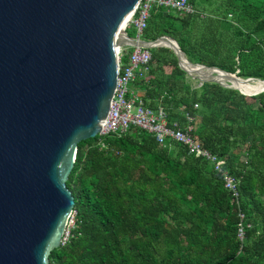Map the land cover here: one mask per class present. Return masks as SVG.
I'll return each instance as SVG.
<instances>
[{
	"label": "trees",
	"instance_id": "trees-1",
	"mask_svg": "<svg viewBox=\"0 0 264 264\" xmlns=\"http://www.w3.org/2000/svg\"><path fill=\"white\" fill-rule=\"evenodd\" d=\"M189 2L197 13L184 17L154 6L143 38L169 37L191 64L264 81V0ZM150 53L148 73L132 88L146 107H163L168 122L196 117L194 135L238 182L244 241L212 166L131 127L78 144L65 183L74 227L49 264H264V92L246 96L212 80L192 86L169 49Z\"/></svg>",
	"mask_w": 264,
	"mask_h": 264
},
{
	"label": "water",
	"instance_id": "water-1",
	"mask_svg": "<svg viewBox=\"0 0 264 264\" xmlns=\"http://www.w3.org/2000/svg\"><path fill=\"white\" fill-rule=\"evenodd\" d=\"M140 0H0V264H49L61 246L74 198L66 187L81 141L95 138L117 81V48ZM167 40L170 47L161 42ZM148 46L169 49L163 36ZM264 92V87L246 93Z\"/></svg>",
	"mask_w": 264,
	"mask_h": 264
},
{
	"label": "built area",
	"instance_id": "built-area-1",
	"mask_svg": "<svg viewBox=\"0 0 264 264\" xmlns=\"http://www.w3.org/2000/svg\"><path fill=\"white\" fill-rule=\"evenodd\" d=\"M154 6L173 11L179 17L197 13L189 0L139 1L131 18L123 28L127 36L128 30L131 31L133 37H130V40L135 43V46L117 48L116 87L99 136L104 137L110 134L119 136L131 127L138 128L153 135L155 142L159 145L163 146L167 140L179 143L189 155L197 156L208 162L213 171L222 179L223 188L229 193L231 201L234 203L238 217L236 236L242 243L245 238V215L240 207L238 182L225 168V161L208 151L194 135L196 117L185 113V124H180L178 121L168 122L167 113L163 107L158 106L156 109L146 107L141 96L137 93L138 91L129 88L135 81L145 78L151 61L150 49L156 48L153 44L147 46L145 42L152 41H146L143 38L151 9ZM130 48L131 51H129ZM124 57H126V61H123ZM201 84L200 82L197 87ZM133 107H135L134 112L132 111ZM197 108L198 105L195 104L194 109ZM74 221L75 211L72 210L61 240V246L68 241ZM246 227L249 226L246 225Z\"/></svg>",
	"mask_w": 264,
	"mask_h": 264
},
{
	"label": "bare ground",
	"instance_id": "bare-ground-1",
	"mask_svg": "<svg viewBox=\"0 0 264 264\" xmlns=\"http://www.w3.org/2000/svg\"><path fill=\"white\" fill-rule=\"evenodd\" d=\"M161 45H163L164 47H170V46H171V44H170L169 41H167V40L162 41V42H161ZM181 64H182L186 69H188L190 72L193 71L192 73H193V75L196 76V77L207 78V79H208V78H215L216 80H218L219 82H221V83H223V84H225V85H227V81H234L235 84H234V83H230V84H228V85L235 86V87H237V88H239V89H241V90H244V91L247 92V93H253V92L258 91V90H260V89H262V88L264 87V83H262V82H260L261 84H260L259 87H255V88H254V87L251 85L250 81H249V82L240 81V80H237V79H235V78H233V77H230V76H228V75H226V74L219 73V72H217V73L214 72V71H207V72L199 71V72H197L195 69L191 68V67L187 64V62H186L185 60H182ZM210 72H214L216 75H210V74H208V73H210ZM258 82H259V81H258ZM248 86H252V88H251L250 90H248V89H247V88H249ZM246 87H247V88H246Z\"/></svg>",
	"mask_w": 264,
	"mask_h": 264
},
{
	"label": "rangeland",
	"instance_id": "rangeland-1",
	"mask_svg": "<svg viewBox=\"0 0 264 264\" xmlns=\"http://www.w3.org/2000/svg\"><path fill=\"white\" fill-rule=\"evenodd\" d=\"M206 13V12H205ZM204 13V14H205ZM228 20H231L230 18H228ZM130 33V35H131V31L130 30H128V34ZM145 40V39H144ZM162 48H164V47H162ZM153 48H151L150 50H152ZM167 49V48H166ZM213 75H216V74H213ZM188 76V75H187ZM188 78H190L191 79V81H192V86H198L199 85V83H200V81L199 80H197V79H194V78H192V77H190V76H188ZM209 80H212V81H215L216 79L215 78H208ZM228 82V81H227ZM221 83V82H220ZM250 83H251V85L255 88V87H259L260 86V84L261 83H259V82H257V81H250ZM223 84V83H222ZM228 85V84H227ZM224 86H225V84H224ZM252 86H248L249 88H247L248 90H250L251 88H252ZM129 88H131V89H134V88H132V85H130L129 86ZM135 91H138V90H136V89H134ZM137 93H139V95L141 94L140 92H137ZM133 112L135 111V107H133V110H132Z\"/></svg>",
	"mask_w": 264,
	"mask_h": 264
},
{
	"label": "crops",
	"instance_id": "crops-1",
	"mask_svg": "<svg viewBox=\"0 0 264 264\" xmlns=\"http://www.w3.org/2000/svg\"><path fill=\"white\" fill-rule=\"evenodd\" d=\"M123 61H126V57L123 58Z\"/></svg>",
	"mask_w": 264,
	"mask_h": 264
}]
</instances>
